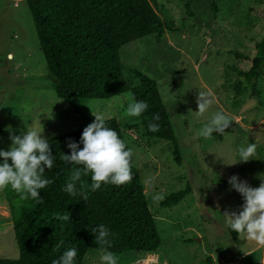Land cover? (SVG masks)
Instances as JSON below:
<instances>
[{
	"label": "rangeland",
	"instance_id": "1",
	"mask_svg": "<svg viewBox=\"0 0 264 264\" xmlns=\"http://www.w3.org/2000/svg\"><path fill=\"white\" fill-rule=\"evenodd\" d=\"M189 1L193 15L184 3ZM157 12L171 25L160 41L147 35L121 50L124 76L134 85L139 69L158 83L178 144L149 137L142 126L124 128L123 136L143 183L145 196L161 238L153 251L115 254L118 264H264V246L239 235L231 237L225 213L239 212L245 203L232 188L237 175L252 187L264 179V63L250 89L237 93L238 70L250 60L235 52L255 54L264 37V0H219L213 13L207 0H157ZM211 92L213 103L199 116L197 97ZM131 91L109 99L57 96L25 0H0V150H10L12 134L35 128L46 138L104 118L126 121ZM91 107H90V106ZM223 111L233 119L225 133L211 139L198 135L212 116ZM11 127V132L8 130ZM258 145L259 159L234 163L238 150ZM190 184L191 191L172 207L161 206L171 191ZM105 251L88 249L83 264H102ZM11 214L0 191V257L16 258Z\"/></svg>",
	"mask_w": 264,
	"mask_h": 264
},
{
	"label": "trees",
	"instance_id": "2",
	"mask_svg": "<svg viewBox=\"0 0 264 264\" xmlns=\"http://www.w3.org/2000/svg\"><path fill=\"white\" fill-rule=\"evenodd\" d=\"M25 1L46 60L49 81L58 97L68 102L109 99L131 91L132 97L146 101L149 108L140 117H130L126 121L105 118L107 126L116 130L123 140L124 128L142 126L147 136L169 140L174 144V151H179L157 81L133 69L138 79V84L134 85L122 70L121 50L124 47L147 35H154L160 41L167 30L174 31L159 16L157 0ZM207 1L216 14L219 0ZM184 9L189 16L193 15L189 1H185ZM255 49L253 56L235 52L237 58L250 60L249 68L238 70L239 78L233 85L237 93L247 89L257 92L255 81L264 63V37L256 41ZM157 114L159 120L154 119ZM149 123L158 124L159 131H149ZM85 127L47 138L55 160L53 167L44 173L52 183L40 190L42 202L30 196L22 199L10 187L3 190L18 256L0 257V264H52L68 248L77 249L75 264H83L88 249L121 254L160 247L161 238L133 159L130 183L122 186L102 184L99 190L88 192L86 201L80 195L74 197L63 191L73 169L82 166L67 163L60 157L71 153L68 144L72 141L83 147L81 136ZM2 162L3 157H0ZM82 181L90 185L91 173L82 176ZM190 191L191 186L187 184L183 189L169 192L161 200V206L178 204ZM57 213H67L71 218L56 219ZM100 224L110 230L111 248L95 243L92 229ZM229 231L232 239L238 241L239 235L230 228Z\"/></svg>",
	"mask_w": 264,
	"mask_h": 264
},
{
	"label": "clouds",
	"instance_id": "3",
	"mask_svg": "<svg viewBox=\"0 0 264 264\" xmlns=\"http://www.w3.org/2000/svg\"><path fill=\"white\" fill-rule=\"evenodd\" d=\"M211 97V92L200 91L197 97L199 110L196 111L199 116H203L212 105ZM148 108L149 104L146 101H137L132 97L126 115L140 117ZM93 114L96 117L95 121L84 128L81 136L83 147L72 141L68 144L71 153H64L60 157L67 163L82 166L73 169L63 191L74 197L80 195L85 201L88 199V192L99 190L102 184L122 186L133 179L131 164L133 150L116 130L107 126L103 116L97 115L94 111ZM154 119L159 120V114ZM232 122L230 116L218 111L200 128L198 135L204 139H211L213 133L224 134ZM148 128L152 132L159 131V125L156 123H149ZM8 130L11 132L10 126ZM10 139L12 140L10 150H0V157H3V162L0 163V191L10 187L22 199L30 196L33 200L42 202L40 190L52 183L45 178L44 173L46 169L53 167L55 160L48 139L35 128H28L22 136L12 134ZM257 148L256 143L241 146L238 150L239 159L228 164L259 159ZM89 173L90 185L82 181V176ZM77 182H80L79 188ZM229 183L242 194L245 203L241 211L225 213L227 226L241 237L264 246V179L259 187H252L247 181H240L237 175H233ZM70 218L67 213L56 214V219L59 220L66 221ZM92 231L95 233L96 244L102 248L112 247L109 239L110 230L104 224L94 227ZM76 257L77 249L68 248L58 259L53 260L52 264H75ZM100 259L102 264H118V257L110 251H105Z\"/></svg>",
	"mask_w": 264,
	"mask_h": 264
}]
</instances>
